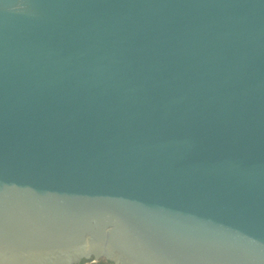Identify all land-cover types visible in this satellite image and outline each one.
<instances>
[{
    "label": "water",
    "instance_id": "water-1",
    "mask_svg": "<svg viewBox=\"0 0 264 264\" xmlns=\"http://www.w3.org/2000/svg\"><path fill=\"white\" fill-rule=\"evenodd\" d=\"M264 264V0H0V264Z\"/></svg>",
    "mask_w": 264,
    "mask_h": 264
},
{
    "label": "trees",
    "instance_id": "trees-1",
    "mask_svg": "<svg viewBox=\"0 0 264 264\" xmlns=\"http://www.w3.org/2000/svg\"><path fill=\"white\" fill-rule=\"evenodd\" d=\"M85 262H83L82 264H84ZM94 264H112L108 261H105V260H99L98 262L94 263Z\"/></svg>",
    "mask_w": 264,
    "mask_h": 264
},
{
    "label": "built area",
    "instance_id": "built-area-1",
    "mask_svg": "<svg viewBox=\"0 0 264 264\" xmlns=\"http://www.w3.org/2000/svg\"><path fill=\"white\" fill-rule=\"evenodd\" d=\"M95 262L89 261V262H85L84 264H94Z\"/></svg>",
    "mask_w": 264,
    "mask_h": 264
}]
</instances>
